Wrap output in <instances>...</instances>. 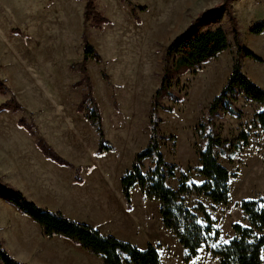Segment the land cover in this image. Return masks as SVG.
<instances>
[{"label": "rangeland", "instance_id": "374dc122", "mask_svg": "<svg viewBox=\"0 0 264 264\" xmlns=\"http://www.w3.org/2000/svg\"><path fill=\"white\" fill-rule=\"evenodd\" d=\"M219 1L95 0L98 9L110 20L106 26L96 28L84 20L86 0H0V103L16 97L23 104L21 112H0V177L15 186L13 182H18L19 177L11 170V159L18 152H30L29 138L36 145L35 136L19 127L21 117L34 122L38 134L46 140L54 138L58 131L52 123L46 122L44 128L39 120L42 115L32 110L55 107L58 101L71 100L74 95L77 111L85 92L90 93L89 87L78 85L83 78L79 69L85 50L83 35L101 56V61L90 59L86 66L92 96L102 113L106 138L115 146L113 153L118 163L115 165L123 171L130 169L134 157L152 138L150 112L162 82L166 47L200 12ZM233 8L242 45L264 59V32L257 35L249 32L252 23L264 20V0H234ZM134 9L138 19L133 15ZM207 22L222 25L229 33L232 46L176 78L172 89L179 98L160 99L165 105L173 106V112L158 107L162 120L160 130L172 136L160 143L165 160L177 165L174 176L168 179L174 188H178L179 179L184 175L195 182L203 180L199 174L201 139L196 126L201 121L208 122L209 104L226 84L234 60L238 58L243 71L264 88V61L238 54L227 15L211 16ZM207 22L200 23L199 27L204 28ZM235 105L243 110V118L222 112L214 117L213 126L216 136L231 142L243 129L249 132L248 143L240 150L232 152L229 144L227 151L219 155L222 164L232 173L230 199L227 203L215 204L201 197L219 230L217 244L228 242L234 236V224H250L241 208L242 200L264 197V129L245 127L261 107L245 99ZM60 112L56 116L61 122L67 116L64 110ZM90 138L89 144H95L98 150L95 130ZM141 163L146 172L153 165V159L147 158ZM140 195V189L136 190L131 206L126 205L138 208L141 221L151 225V229L146 239L137 237L134 244L141 248L148 244L157 246L164 264H193L199 258L196 264H220L219 258L206 246L186 261L185 248L163 224L160 203ZM196 199V196L188 197L187 202L193 206ZM21 220L0 192V237L16 258L30 264H103L102 257L62 237H46L42 228ZM115 225L112 223L105 229L134 239L128 231Z\"/></svg>", "mask_w": 264, "mask_h": 264}, {"label": "trees", "instance_id": "16d2710c", "mask_svg": "<svg viewBox=\"0 0 264 264\" xmlns=\"http://www.w3.org/2000/svg\"><path fill=\"white\" fill-rule=\"evenodd\" d=\"M233 2L234 0H220L200 12L188 28L166 47L163 56L162 82L154 95L150 112L152 138L148 146L134 157L131 168L123 175L122 187L128 206L132 204L131 190L136 184L144 197L160 203L163 224L166 229L173 231L181 246L185 248L186 261L196 257L199 250L206 246L214 257L219 258L220 264H264V207H262L264 197L242 200L241 208L250 224L247 226L241 223L234 224V236L227 243L220 244H217L219 230L215 226L216 222L201 199V197H207L215 204H224L229 201L231 191L229 182L232 173L222 164L219 155L220 152L227 151L229 144L231 146L229 150L237 152L243 144L248 143L249 139V132L246 129H243L232 142L216 136L213 131L214 117L224 112L240 119L243 118V110L235 103L240 99H245L261 107L253 120L245 127L248 130L264 129V88L243 71L238 58L233 62L232 72L226 84L209 104L208 122L201 121L196 126L201 139L199 174L203 180L197 183L188 175H184L179 179L178 188L172 187L168 179L174 176L177 165L165 160L160 143L161 140L172 136L160 130L159 124L162 120L158 116V107L169 112L174 111L173 106L165 105L160 99L165 96H174L178 99L179 95L172 89L178 76L217 57L232 46L227 30L222 25L207 22L209 17L225 13L231 24L233 42L237 46L238 54L244 53L256 61H264L253 50L242 45ZM133 15L139 18L135 9ZM83 17L86 22L96 28H102L110 23L109 18L98 9L95 0H86ZM204 22L207 24L201 29L199 24ZM249 32L255 35L263 33L264 20L252 23ZM83 39L84 58L79 67L83 78L78 85L89 87L90 93L85 92L77 111L84 113L85 118L97 133L98 153L114 151L115 146L106 138L101 110L91 93V83L86 66L90 59L101 61V56L89 43L86 35H83ZM88 99L89 103H87ZM22 110L23 104L16 97L0 103V112H21ZM18 125L35 136L36 145L47 159L71 168L74 171L75 180L83 181L82 168L70 163L43 136L39 135L38 127L34 122H28L23 116L19 119ZM217 148L219 152L216 151ZM147 158L153 159V165L144 172L141 162ZM0 192L7 197L11 205L40 224L46 237L60 236L69 239L89 253L102 257L103 264H164L157 246L148 244L146 248H141L133 242L103 233L93 225L74 220L60 210L53 211L41 207L30 200L20 189L4 181L2 177H0ZM195 196L197 199L194 205H189L187 198ZM0 264L30 263L16 258L0 237Z\"/></svg>", "mask_w": 264, "mask_h": 264}, {"label": "crops", "instance_id": "0c3cea01", "mask_svg": "<svg viewBox=\"0 0 264 264\" xmlns=\"http://www.w3.org/2000/svg\"><path fill=\"white\" fill-rule=\"evenodd\" d=\"M72 97L71 100L58 101L55 107H44L42 111L32 110V112L42 115L39 120L44 128L46 122L50 121L53 129L58 131L56 137L47 140L65 159L82 168L83 181L75 180L71 168L47 159L40 149H36L35 142L29 138L32 145L30 152H18L11 159V170L17 172L19 177L18 182H13L14 185L41 207L53 211L60 210L68 217L93 225L103 233L130 242L135 241L137 237L141 239V236L146 239L151 225L141 221L138 208H134V205L128 208L126 205L122 187V178L126 171L120 170V167L115 165L118 163L113 151L98 153L96 145L89 144L88 139L92 138L94 130L85 116L76 111V96ZM60 110H64L67 116L65 119H60L61 122L56 116L62 114ZM58 121L59 124L55 125ZM76 132L78 134L72 137ZM139 189L137 184L133 186L132 196ZM140 196H143L142 192ZM9 206L24 222L43 230L40 224L23 215L15 206L10 203ZM112 223L116 224L117 229L128 231L127 233L134 239L106 230L105 228H109Z\"/></svg>", "mask_w": 264, "mask_h": 264}, {"label": "snow or ice", "instance_id": "6c2138e0", "mask_svg": "<svg viewBox=\"0 0 264 264\" xmlns=\"http://www.w3.org/2000/svg\"><path fill=\"white\" fill-rule=\"evenodd\" d=\"M262 207H264V205H262ZM227 243V241H225ZM213 247H215V245H213Z\"/></svg>", "mask_w": 264, "mask_h": 264}]
</instances>
